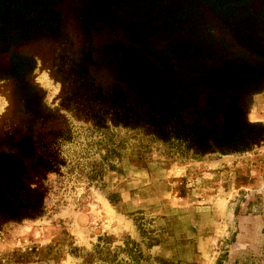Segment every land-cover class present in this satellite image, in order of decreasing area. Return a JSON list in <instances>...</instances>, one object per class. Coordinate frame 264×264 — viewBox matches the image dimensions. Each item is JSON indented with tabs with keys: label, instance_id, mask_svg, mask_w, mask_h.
Listing matches in <instances>:
<instances>
[{
	"label": "rangeland",
	"instance_id": "obj_1",
	"mask_svg": "<svg viewBox=\"0 0 264 264\" xmlns=\"http://www.w3.org/2000/svg\"><path fill=\"white\" fill-rule=\"evenodd\" d=\"M51 4L1 28L0 264H264V0Z\"/></svg>",
	"mask_w": 264,
	"mask_h": 264
},
{
	"label": "trees",
	"instance_id": "obj_2",
	"mask_svg": "<svg viewBox=\"0 0 264 264\" xmlns=\"http://www.w3.org/2000/svg\"><path fill=\"white\" fill-rule=\"evenodd\" d=\"M51 1L52 0H0V36L2 32L1 31L2 27L4 28L9 27L11 29L14 28V30H17L14 33V36H12L11 32L8 31V34H10V38L12 40H17V41H22L24 38L27 37V35L30 34L31 29L37 28L38 26H43L48 29L51 28L50 27L51 20L44 19L46 18V14L52 11ZM234 4L235 6L238 5L235 2ZM227 6L228 4H224V7ZM36 14L39 15L38 20ZM262 27H264V22L262 23ZM197 133L193 134L192 137H188L187 139H185L184 143L187 146V149L179 150L175 147L176 149L173 152L177 154H181L183 157H185V154H188L187 152H189V148L191 145L195 143V140H200L204 136L209 137L205 132L200 133L197 131ZM223 138H224L223 136L215 138L213 144L218 146L219 140ZM225 139H227V137ZM222 153H225V151H222ZM201 158L202 156L196 157V159H201ZM1 179L2 181L3 179H5L6 183L8 182L6 177L0 178V180ZM2 181L0 182V184L2 183Z\"/></svg>",
	"mask_w": 264,
	"mask_h": 264
}]
</instances>
